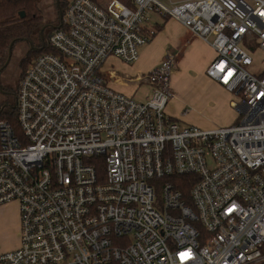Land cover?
Segmentation results:
<instances>
[{"label":"built area","instance_id":"obj_1","mask_svg":"<svg viewBox=\"0 0 264 264\" xmlns=\"http://www.w3.org/2000/svg\"><path fill=\"white\" fill-rule=\"evenodd\" d=\"M151 12L212 47L206 75L232 95L235 124L180 126L166 114L171 57L143 77L145 102L108 86L105 62L135 63L155 36ZM243 44L264 52V0H67L17 83V128L0 120V206L18 204L20 234L0 264L264 259V76L247 72ZM186 175L184 198L171 179Z\"/></svg>","mask_w":264,"mask_h":264},{"label":"crops","instance_id":"obj_2","mask_svg":"<svg viewBox=\"0 0 264 264\" xmlns=\"http://www.w3.org/2000/svg\"><path fill=\"white\" fill-rule=\"evenodd\" d=\"M151 13L155 16L153 19H149ZM151 13L146 27L154 29L155 36L140 48L139 59L135 63L127 65L115 58L105 62L102 70L108 86L133 98L145 84L147 91L142 101H138L145 102L152 89L142 80L143 77L161 61L171 57L173 68L169 89L173 98L165 108L166 114L175 121L201 129L235 124L237 113L231 106L232 95L206 75V69L215 58L212 47L177 21ZM189 102L195 103V108L190 112L182 110ZM216 111L226 113V117L217 118ZM0 235H6V247L0 246V253L19 246L18 204L14 201L0 206Z\"/></svg>","mask_w":264,"mask_h":264},{"label":"trees","instance_id":"obj_3","mask_svg":"<svg viewBox=\"0 0 264 264\" xmlns=\"http://www.w3.org/2000/svg\"><path fill=\"white\" fill-rule=\"evenodd\" d=\"M118 1L126 6H131V0ZM66 4L67 2L64 3L62 12L64 11ZM20 12L24 13L23 18H20ZM40 25L41 16L39 10V0H0V69L6 61L7 50L10 43L12 41H15L16 43L29 37L40 27ZM44 51L45 49H43L41 52ZM28 64L25 66L21 76L26 70ZM261 76H264V74ZM0 120H6L12 125L14 129L17 128L13 104H11L9 109H0ZM93 161H96L97 166V161H100V159H93L90 161V163ZM96 168L99 170L100 167L97 166ZM171 181L175 185V188L182 192L184 198H187L192 185V176H175L171 179ZM260 250L262 256H264V245H262ZM259 264H264V259H262Z\"/></svg>","mask_w":264,"mask_h":264},{"label":"rangeland","instance_id":"obj_4","mask_svg":"<svg viewBox=\"0 0 264 264\" xmlns=\"http://www.w3.org/2000/svg\"><path fill=\"white\" fill-rule=\"evenodd\" d=\"M160 3L165 5L166 7H171L175 4H180L185 1L189 0H158ZM67 2V0H59V7L63 9L64 3ZM39 10H40V16H41V25L45 23H54L55 25L58 24V8L56 6L55 0H39ZM150 14V13H149ZM155 16L153 13L149 15V19H153ZM242 47L247 51L248 55L250 56L252 60V64L250 66L246 67L247 72L254 76H259L264 74V52L260 51L258 48H247L245 44L242 45ZM21 51H23V43L21 41L16 42L12 47V53H11V61L9 65L6 68V71L0 76V82L7 83L9 89L12 92H17V82L20 75V71L17 69L19 57L21 54ZM40 54V53H39ZM38 54V55H39ZM37 55V56H38ZM36 57V56H35ZM34 57V58H35ZM34 58H32L30 61L27 60L22 65V72L26 66L27 63H30ZM22 74V73H21ZM147 91V86L145 84H142L140 89L133 95V99L136 101H142L144 93ZM13 99V97H12ZM3 103V98L0 96V109ZM12 104V103H11ZM196 104L193 102L187 103L186 107H183L182 110H186V112H190L195 108ZM212 108V106L210 105ZM215 116L219 119H223L226 117V113L216 111ZM180 126H187L186 124L177 121ZM157 199H160V190L158 189L155 194ZM6 235H0V246L2 248L6 247L4 237ZM260 262V261H259ZM253 263V264H259Z\"/></svg>","mask_w":264,"mask_h":264},{"label":"flooded vegetation","instance_id":"obj_5","mask_svg":"<svg viewBox=\"0 0 264 264\" xmlns=\"http://www.w3.org/2000/svg\"><path fill=\"white\" fill-rule=\"evenodd\" d=\"M57 25L54 23H45L40 25V27L35 32L21 41L23 43V51H21L17 67V69L20 71L19 78L22 73L21 68L23 63L27 60L30 61L44 49L48 36L55 30L54 28ZM7 66L0 71V76L6 71ZM9 87L7 83L0 82V96L3 98L1 109L3 110L9 109L11 107V103L13 104V107H15V92H12Z\"/></svg>","mask_w":264,"mask_h":264},{"label":"water","instance_id":"obj_6","mask_svg":"<svg viewBox=\"0 0 264 264\" xmlns=\"http://www.w3.org/2000/svg\"><path fill=\"white\" fill-rule=\"evenodd\" d=\"M56 6L58 8V25L54 28L55 30L58 29L61 26L62 23V9L59 7V0H55ZM24 17V13L20 12V18ZM15 44V41H12L8 47L7 50V57H6V61L3 64V66L1 67L0 71L3 70L10 62L11 59V53H12V47ZM14 109V107H13Z\"/></svg>","mask_w":264,"mask_h":264}]
</instances>
